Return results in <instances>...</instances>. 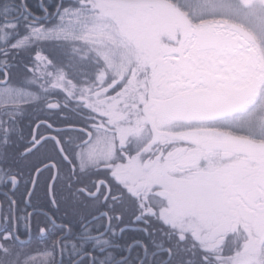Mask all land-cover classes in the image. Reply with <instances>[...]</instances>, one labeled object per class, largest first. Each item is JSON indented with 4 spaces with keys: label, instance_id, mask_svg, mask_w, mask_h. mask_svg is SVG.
<instances>
[{
    "label": "snow or ice",
    "instance_id": "snow-or-ice-1",
    "mask_svg": "<svg viewBox=\"0 0 264 264\" xmlns=\"http://www.w3.org/2000/svg\"><path fill=\"white\" fill-rule=\"evenodd\" d=\"M0 264H264V0H0Z\"/></svg>",
    "mask_w": 264,
    "mask_h": 264
},
{
    "label": "flooded vegetation",
    "instance_id": "flooded-vegetation-1",
    "mask_svg": "<svg viewBox=\"0 0 264 264\" xmlns=\"http://www.w3.org/2000/svg\"><path fill=\"white\" fill-rule=\"evenodd\" d=\"M28 2L33 8L38 6V0H28Z\"/></svg>",
    "mask_w": 264,
    "mask_h": 264
}]
</instances>
